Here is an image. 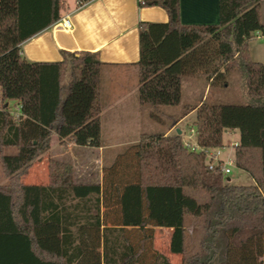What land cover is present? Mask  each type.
<instances>
[{
  "label": "trees",
  "instance_id": "16d2710c",
  "mask_svg": "<svg viewBox=\"0 0 264 264\" xmlns=\"http://www.w3.org/2000/svg\"><path fill=\"white\" fill-rule=\"evenodd\" d=\"M261 3L219 0L218 24L184 25L180 0H140L169 21L140 24L137 64L140 103L153 108L179 106L184 78L215 84L242 74L247 104L203 102L183 117L196 111L205 150L222 149L224 133L239 130L235 165L253 186L228 183L221 164L211 170L177 133L142 136L130 157L105 168L102 186L75 185L73 167L58 160L49 161L48 186H37L23 178L54 135L65 148L101 147L104 64L90 52L28 62L22 45L61 20L63 1L0 0V264H170L154 247L161 227L174 229L171 252L182 264H264V64L249 49L264 31ZM188 218L203 231L193 252Z\"/></svg>",
  "mask_w": 264,
  "mask_h": 264
},
{
  "label": "crops",
  "instance_id": "0c3cea01",
  "mask_svg": "<svg viewBox=\"0 0 264 264\" xmlns=\"http://www.w3.org/2000/svg\"><path fill=\"white\" fill-rule=\"evenodd\" d=\"M62 1L64 11L61 19L69 17L72 29L66 30L53 25L24 43L21 47L22 54L28 62L33 63L61 62L63 52H90L99 55L104 64L101 82V147H79L69 144L65 148L59 137L54 135L49 153L33 166L29 174L23 178V182L27 185L48 186L49 161L58 160L73 164L75 179L76 171H78L81 177L94 176L97 180L96 183L75 181V185L102 186L106 168V159H104L106 152L135 146L140 143L142 136L153 135L154 115L146 110L139 100V68L137 66L140 61L139 26L141 23L166 24L169 18L164 9L142 7L140 0H92L80 9L78 0ZM260 13L264 25V0L261 3ZM219 19V0H180V20L184 25H214L219 23ZM261 33L264 35V31ZM258 41L261 43H257L256 40L250 43V55L254 62L264 64V40L258 39ZM204 98L205 95L197 105L185 104L178 114L177 123L164 134L168 136L180 130L182 136L183 131L179 129V124L192 114H196V111H193L183 117V109L200 106ZM14 113L19 115L20 107H16ZM238 144L235 143L236 146ZM96 150L98 156L92 159L90 155ZM219 160L227 164L220 158ZM229 162L235 164V160L230 159ZM76 166L80 169H76ZM253 184H255L254 180ZM189 232L191 233L190 229ZM173 233L172 228H155V246L170 264H182V256L171 252Z\"/></svg>",
  "mask_w": 264,
  "mask_h": 264
},
{
  "label": "rangeland",
  "instance_id": "374dc122",
  "mask_svg": "<svg viewBox=\"0 0 264 264\" xmlns=\"http://www.w3.org/2000/svg\"><path fill=\"white\" fill-rule=\"evenodd\" d=\"M257 43H261L258 39H255ZM182 92H183V101L180 106L176 107H159L153 108L150 106H145L146 110L152 112L154 115V130L153 135L164 134L168 131V129L172 128L175 123L179 120V112L182 110V107L185 104L189 105H197L200 101H202L203 95L205 98L203 100L204 103L210 105H245L248 102V98L245 94L244 88V79L242 74L239 71L231 72L227 75L225 81H221L215 84H212L206 80L196 79V78H184L182 83ZM12 112L15 111V107L13 103L10 104ZM196 114H192L187 118L182 124H179V129L183 131V134L190 135L188 123H192L196 120ZM175 132L172 133V135ZM241 135L239 130H232L224 133L223 144L224 147L219 150L221 153L220 159L227 163L230 159L234 160V151H235V143H240ZM132 147H122L113 150H109L106 152V169H111L116 165V161L118 158L130 157V155H126L132 151ZM92 159L98 156L97 150L91 153L90 155ZM130 160V158H127ZM127 159H125L127 161ZM94 161V160H92ZM208 163V161H207ZM73 169V182L77 183H96L97 180L93 176L92 178L81 177L79 172L76 171V179H75V167L73 164L69 163ZM76 169H80L76 166ZM232 173L225 176V179H229L230 184L236 186H253L252 177L246 173L245 171L240 170L234 164L231 168ZM7 179L3 177L1 165H0V185L6 184ZM27 183V181H26ZM187 230V240H188V252L195 251L198 247L199 240L202 237L203 231L201 226L193 219L188 218L186 223ZM191 230V233L189 232ZM155 232V229H154ZM154 247L155 250L161 254L157 247L155 246L154 239Z\"/></svg>",
  "mask_w": 264,
  "mask_h": 264
},
{
  "label": "built area",
  "instance_id": "2783aa9c",
  "mask_svg": "<svg viewBox=\"0 0 264 264\" xmlns=\"http://www.w3.org/2000/svg\"><path fill=\"white\" fill-rule=\"evenodd\" d=\"M89 3L90 1L88 0H78V8L79 9L83 8L87 6ZM54 26L62 27L63 29H66V30L72 29V23L69 17L61 19ZM255 37L258 39L264 40V35H262L261 32L255 33ZM188 128H189L188 132L190 133V135H186V134L182 135L186 148H188L192 152L204 153L208 161L207 164L211 170L216 168L217 166H220L221 164L222 165L221 171L223 172V174L225 176L231 174L232 171L230 168L234 165L233 162H229L228 164H223L219 160L220 158L219 150H205L201 148L195 140V134H196L195 127L193 125H189Z\"/></svg>",
  "mask_w": 264,
  "mask_h": 264
},
{
  "label": "water",
  "instance_id": "95a60500",
  "mask_svg": "<svg viewBox=\"0 0 264 264\" xmlns=\"http://www.w3.org/2000/svg\"><path fill=\"white\" fill-rule=\"evenodd\" d=\"M177 134L180 136L181 135V131L179 130L178 132H177ZM229 180V179H228Z\"/></svg>",
  "mask_w": 264,
  "mask_h": 264
}]
</instances>
